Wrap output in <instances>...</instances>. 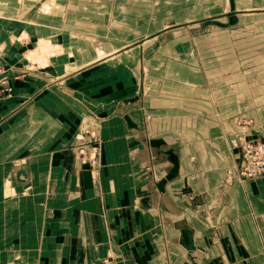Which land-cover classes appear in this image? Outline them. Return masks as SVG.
I'll return each instance as SVG.
<instances>
[{"label":"crops","instance_id":"1","mask_svg":"<svg viewBox=\"0 0 264 264\" xmlns=\"http://www.w3.org/2000/svg\"><path fill=\"white\" fill-rule=\"evenodd\" d=\"M88 39L0 14V264H264V177H230L231 134L156 131L135 58ZM40 40L60 45L43 65Z\"/></svg>","mask_w":264,"mask_h":264},{"label":"rangeland","instance_id":"2","mask_svg":"<svg viewBox=\"0 0 264 264\" xmlns=\"http://www.w3.org/2000/svg\"><path fill=\"white\" fill-rule=\"evenodd\" d=\"M0 4L4 5L0 14L48 24L52 32L89 37L99 55L108 51L106 47L127 51L144 74L142 98L159 117L156 131L181 137L188 131L194 141L210 135L216 147L223 145L219 130H226L232 136L231 147L239 149L233 140L242 130L235 121L241 118L248 123L245 139L264 137V0H0ZM157 45L161 47L156 49ZM79 46L86 52L85 45ZM59 50L55 41L40 40L28 57L43 65ZM171 96L178 113L166 118L162 112L170 107L159 102ZM240 154L231 178L235 172L239 178ZM80 155L92 169L99 163L97 150L90 158ZM106 257L115 260L108 252L99 262ZM184 264H197L196 256L190 255Z\"/></svg>","mask_w":264,"mask_h":264},{"label":"built area","instance_id":"3","mask_svg":"<svg viewBox=\"0 0 264 264\" xmlns=\"http://www.w3.org/2000/svg\"><path fill=\"white\" fill-rule=\"evenodd\" d=\"M6 68L0 65V98L12 94V86L8 83ZM236 124L241 128L240 135L233 140V145L239 146L240 164L238 176L240 179H254L264 177V137L258 139H245L247 122L236 118ZM89 264H116L111 257L103 258L100 262L91 261Z\"/></svg>","mask_w":264,"mask_h":264},{"label":"bare ground","instance_id":"4","mask_svg":"<svg viewBox=\"0 0 264 264\" xmlns=\"http://www.w3.org/2000/svg\"><path fill=\"white\" fill-rule=\"evenodd\" d=\"M52 5H53V4H52ZM52 5H51V6H52ZM56 5H57V4H56ZM53 6H54V5H53ZM58 7H59V6H58ZM93 42H94V41H93ZM93 45H94V44H93ZM96 45H97V44H96ZM97 47H98V46H97Z\"/></svg>","mask_w":264,"mask_h":264},{"label":"water","instance_id":"5","mask_svg":"<svg viewBox=\"0 0 264 264\" xmlns=\"http://www.w3.org/2000/svg\"><path fill=\"white\" fill-rule=\"evenodd\" d=\"M20 173V172H19Z\"/></svg>","mask_w":264,"mask_h":264}]
</instances>
